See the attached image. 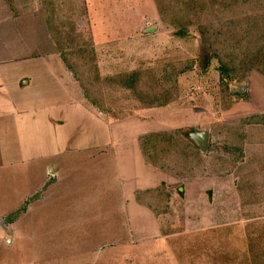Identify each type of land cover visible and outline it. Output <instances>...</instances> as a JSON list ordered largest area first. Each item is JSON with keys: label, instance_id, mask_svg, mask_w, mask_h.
<instances>
[{"label": "rangeland", "instance_id": "1", "mask_svg": "<svg viewBox=\"0 0 264 264\" xmlns=\"http://www.w3.org/2000/svg\"><path fill=\"white\" fill-rule=\"evenodd\" d=\"M55 3L57 21L72 18L77 42L95 48L103 111L122 117L143 107L133 90L122 86L127 73L141 68L155 96L172 97L173 122L179 128L194 122L185 128L209 131L210 142L204 162L191 160L190 174H182L185 163L163 168L168 176L150 189L156 216L139 210L129 195L145 191H132L133 186L117 191L118 179L111 176L116 167L108 170L106 160H88L85 152L84 158L68 153L54 161L71 171L66 175L50 172L48 165L41 173L33 163V170L26 163L12 169L4 163L0 264H264V19L242 22L230 8L207 9L208 15L201 12L199 23L181 36L171 21L160 18L155 0ZM24 8L21 16L26 12L30 24L11 27L17 30L13 55L43 58L52 67L63 63L70 70L47 37V44L39 41V30L46 27L40 0ZM201 25L219 29L222 41L236 35L232 44L249 56L229 66L232 79L222 76L219 61L203 49ZM177 124L160 128L173 132ZM134 172L142 174L137 166ZM60 177L64 182L58 185Z\"/></svg>", "mask_w": 264, "mask_h": 264}, {"label": "crops", "instance_id": "2", "mask_svg": "<svg viewBox=\"0 0 264 264\" xmlns=\"http://www.w3.org/2000/svg\"><path fill=\"white\" fill-rule=\"evenodd\" d=\"M25 5L30 8L33 0H0V169L4 163L10 169L26 163L29 164L28 170H33V163L36 167L41 166V173L48 165L50 172L58 169L59 175H66L71 171L54 161L68 153L84 158L82 153L85 152L88 160H106L108 170L110 166L116 167L117 175L111 176L114 181L118 179L117 191L125 193L132 186V191H151L155 182L168 174L163 168L149 166L141 139L150 132L165 131L162 130L163 123L177 124L171 119L169 104L141 107L140 110L137 107L129 115L116 117L92 104L72 71L62 62V65L52 67L43 58L14 56L11 48L17 30L11 27H29V17V22H25L26 12L21 16ZM261 79L263 83L264 77ZM154 125L157 130H148ZM190 126L195 123L191 122ZM120 155L128 159L121 161ZM136 166L142 174L134 172ZM182 174H190L189 165L182 169ZM63 182L64 178L60 177L55 183ZM114 187L116 185L110 188ZM131 194L139 210L155 214L149 206L137 201L135 192Z\"/></svg>", "mask_w": 264, "mask_h": 264}, {"label": "trees", "instance_id": "3", "mask_svg": "<svg viewBox=\"0 0 264 264\" xmlns=\"http://www.w3.org/2000/svg\"><path fill=\"white\" fill-rule=\"evenodd\" d=\"M40 2L42 5L41 16L45 21L46 27H41L39 30V41H43V45L48 43L47 45L52 44L57 48L58 53L64 56L65 63L79 81L86 97L91 100L93 105L104 110V103L101 99L103 85H101L102 79L95 48L77 42V25L72 18H68L64 24L57 21L58 12L55 0H40ZM155 4L160 18L171 21L177 28V33L181 36L188 34L189 25L199 23L195 22V19L199 20L201 18V12L205 16L208 15L206 13L207 9L212 12L218 7L223 9L230 8L234 11L235 18H239V20L245 17L248 19H264V13L261 14L264 10V2L262 0H155ZM198 30L201 34L203 49L219 61L222 68V76H227L229 79L236 76L232 75L234 69L232 70L229 66L233 67L234 64L237 65L242 60L246 61L249 59L248 55L242 54L232 44L236 35L232 37L231 41H222L220 39L221 33L216 27L201 25ZM207 33L210 35H207ZM47 34L48 36L50 35L51 39L48 38ZM43 36L47 37V43L44 41ZM143 70L139 68L127 73L124 76L125 83L122 86L133 90L136 100L145 108L170 104L173 99L169 97L168 92L158 93L155 96V87L150 84L147 79L148 76ZM262 72L264 73V70ZM152 96H155V99L151 100ZM193 132L194 130L188 128H179L173 132H150L144 135L141 139V148L146 160L159 168H167L168 162L172 161L180 164L185 163L190 167H192L191 163L195 161V158L198 163L204 162L203 153L191 137ZM153 192H137L136 199L139 203L149 206L158 214L159 211L156 208L158 204L152 201V198H156ZM19 214L18 212L16 217Z\"/></svg>", "mask_w": 264, "mask_h": 264}, {"label": "water", "instance_id": "4", "mask_svg": "<svg viewBox=\"0 0 264 264\" xmlns=\"http://www.w3.org/2000/svg\"><path fill=\"white\" fill-rule=\"evenodd\" d=\"M191 137L203 152L207 150L210 141L209 131H195L191 134Z\"/></svg>", "mask_w": 264, "mask_h": 264}]
</instances>
